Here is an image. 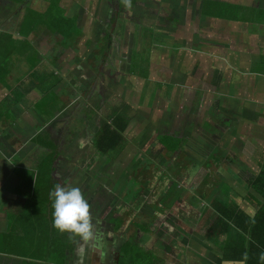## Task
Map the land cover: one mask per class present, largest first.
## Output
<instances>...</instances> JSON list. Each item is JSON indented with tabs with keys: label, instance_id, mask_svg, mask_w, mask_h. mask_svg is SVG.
<instances>
[{
	"label": "crops",
	"instance_id": "1",
	"mask_svg": "<svg viewBox=\"0 0 264 264\" xmlns=\"http://www.w3.org/2000/svg\"><path fill=\"white\" fill-rule=\"evenodd\" d=\"M56 1H59L58 5L53 6V0H27L25 4L0 0V36H11L14 42L10 52L7 50L4 54V49H0V264H51L47 259L53 253H58L63 258L62 260L55 256V259L60 260L55 264H122V251L125 258L131 256L132 251L128 245L132 238L142 246L141 238L145 241L149 236L153 237V232L148 230L151 227L146 225L149 221L142 216L143 210H149V207L159 212L157 220L164 222L165 225L168 222V215H171L178 224L175 223L168 230L185 227L186 231L183 232L191 236L193 242L195 237L201 234L198 231H203L201 234L203 256L192 250L190 254L189 247L182 245V248L189 250L175 254L168 252L156 254V260L167 264L170 258L176 262L175 264H180L179 255H184L183 262L187 264L191 255H195L194 258L198 262L203 261V264H245L244 261L225 259L223 252L225 239L217 240L216 244L207 240L209 226L217 223L218 216L222 217L224 212L227 213L222 207H228L230 203L232 209L237 206L252 218L258 210L253 199L247 197L249 194L246 187L247 176H243L244 179L241 176L239 178L233 176L234 170L230 169V163L227 161L217 166L224 167L220 174L224 179L211 180L210 177L208 183H213L212 186L215 188L213 193L203 192L201 187L199 188L202 190L190 187L187 189L189 182L194 179L189 173L192 165L189 162L186 169L179 170L176 179L179 192H175L169 198V193H164L165 189L161 188L154 194L155 198L157 195L162 196L161 201L149 200L153 206H147L148 208H146L148 202L143 204L145 207L140 205L144 202L143 196L145 197L146 193L150 194L154 189H149L151 185L147 187L148 182L155 181V177L149 180V176L144 174L148 168L131 175L139 184L141 183L140 190L124 191L121 190L123 185L118 183L119 181L124 183L122 177L130 175L129 169L137 162L138 157L135 154L137 146L132 142H127L121 153L129 154L130 149L134 147L131 149V162H124L125 172L120 177L111 174L106 180L103 179L105 178L103 176H107V165L114 162L111 157L115 153L106 155L97 149L99 126L107 118H110L107 120L110 124L116 118V110L119 113L122 111L121 114L124 115L125 112L124 105H114L113 92L110 87L106 88L105 84L100 89L102 95L94 92L97 93L94 97L92 93L94 88L91 82L97 71L96 64L105 61L104 56L100 58V47L95 35L98 39L100 35H106V32L101 28L95 30L94 26L98 24L95 22L100 21L99 17L89 15L91 7L99 11V0ZM167 1L163 0L161 6L166 5ZM170 1L169 9L175 16L167 20L180 32L185 27L186 32L191 30L188 38L190 43L184 47L180 43L171 45L175 48L168 47L170 49L168 51L163 50L162 46L155 47L150 53H154L153 57L156 56L157 60L161 54L160 62L163 60L165 63L170 62V54L181 58L183 56L177 54L182 52L185 58L181 66L188 69L189 78L192 79V82H189L192 88L184 90L187 91L186 98L190 99L191 94L192 99H196L197 96L200 99L203 97V88L199 87L203 86V77L197 75L196 70L203 69V57L206 56L207 59L218 62V66L224 65L225 71L228 70L229 76L235 79L234 83L238 81L237 84L245 79L235 75L236 64H240L241 68H247L248 71L242 75L247 77L248 93L250 89L252 90L247 100L254 106L259 104L260 100L255 98L254 93L264 94V0ZM140 2L141 0H138L136 4ZM206 4L207 13L217 11L219 15L203 16ZM109 5L107 10L104 8L99 14L109 16L110 13L112 16V8ZM226 5H239L242 10L229 12L224 7ZM125 6V16L128 19L127 11L131 10V6ZM229 13L233 19L222 16ZM111 16L107 17L109 21L106 29L109 28L110 33H114L118 20L112 27ZM204 29L207 31L205 35ZM180 34H185V30ZM106 54L105 58L110 60L112 68H115L114 56H111L109 51ZM187 59L191 61L190 65H185ZM118 61L123 62L121 56ZM147 64V67H157V62L151 60L150 56H147ZM169 66L165 68H173ZM107 75L110 80L114 79L111 72ZM221 81L219 87H222L226 80L223 78ZM158 84V87L170 88L165 81H159ZM165 100L170 99L165 97ZM118 102L122 103L121 100ZM127 132L128 129L125 137ZM201 133L203 134V131ZM199 142L203 141L196 143ZM183 144L182 147L185 146ZM154 148L159 149L162 156L169 155L167 149L160 144ZM181 150L182 148L178 149L174 154H182ZM67 152L70 157L66 156ZM187 158L192 157L187 154L182 161L175 163H182ZM99 159L104 161V166L101 165L98 173L94 175ZM149 159L153 160L151 157ZM192 159L203 162V155H194ZM153 162L154 168L150 176H158V173L154 172L157 161ZM105 166L107 168H104ZM203 169L206 168L198 170ZM208 169L210 170V167ZM210 173L211 171L207 172ZM207 174L203 182L207 179ZM48 176L52 178L50 183L52 187L57 184L79 187L91 206L96 239L84 244L83 251L79 237L72 240L68 238L67 241L66 234L53 227V209L51 205L47 206V186L50 181L47 180ZM109 177L117 179L110 181ZM224 181L230 185L226 194L220 190ZM165 198L167 199L164 200ZM213 199L219 200L223 206H216L213 209L210 206V200ZM183 201L188 202L191 208L188 211L195 214L190 215L192 221L191 219L187 221L186 218H191L189 215L183 214L182 219L188 223L194 222L192 225L181 223V217L177 215L179 211L176 209L180 208L178 205ZM243 203H246V206H243ZM261 243L263 241H260ZM20 245L22 252L19 251ZM143 246L151 251L156 250ZM239 249L233 256H236V252H241Z\"/></svg>",
	"mask_w": 264,
	"mask_h": 264
},
{
	"label": "rangeland",
	"instance_id": "2",
	"mask_svg": "<svg viewBox=\"0 0 264 264\" xmlns=\"http://www.w3.org/2000/svg\"><path fill=\"white\" fill-rule=\"evenodd\" d=\"M129 1L130 0H123L125 5L127 6L128 4H130ZM110 3H112V0H99V11H102L104 8L107 10L108 4ZM162 4L163 0H141L140 4H135L133 6L130 5L131 10L127 11L128 19L126 17H123V15L120 16V19L118 20L117 26L115 28L116 30L114 33L112 32L113 38L111 39V43L109 42L110 35H108V33L111 32V29H106L109 21L107 17L111 16L110 13L108 14L109 16H104L102 13L99 14V11L94 7H91L89 10L90 16L99 17L100 20L95 22L96 24L98 23L96 26H94L95 30H100L101 28L106 32V35H100L98 39L95 35L97 44L99 43L98 45L100 47V58L104 56L105 61H101V64H96L97 71L95 73V77L91 82L92 87L94 88V90H92V93L93 95H95L94 97H96L97 93L101 94L100 89L101 87H104L103 84H105V87H110L111 91L113 92L114 105H124L123 111L126 112V116L128 115L127 119L131 121L128 127V132L126 134V139L129 142H132L134 146H137L135 154L137 155L138 159L136 160L137 162L133 164V166L131 165L132 167L131 169H129L130 175L128 174V176L122 177L125 180L124 183L120 181L118 183L119 185H123L121 190L124 189V191H128L131 189L140 190L141 183L139 184V181L131 175L134 173H139V170L145 171L148 168L147 172H144V174L149 176V180L154 179L155 177V181L148 182L149 184H147V187L151 185L149 189H154L150 194L146 193V196H143L144 202L140 204L142 207H145L143 204H145V202H148L149 205H146V208H148L147 206H153L150 204H152V202H155L156 200L157 202L161 201L162 196L157 194L156 198L154 196V194L160 191L161 188L165 189L163 191L164 193H169V198L175 192H179L176 179L178 177L177 175L179 174V170L182 164H178L175 162L182 161V159L187 154L192 158L194 155H203V149L207 146L204 142L196 143L197 141H200L199 139H197V137L200 136L199 133L202 131L204 133V136L211 140V142L215 143L217 147L222 148L225 154L233 155L236 152L237 156H239V159H237L238 164L240 165H250L251 159H253V157L256 156V154H258L259 152V154L262 153V156L260 157L264 158V94L253 92L255 94V98H258V100H260L259 104L255 105L254 107L248 101L245 105L246 108L258 111L262 116L257 121V125L259 126L257 129V134L254 137L245 133L247 132V129L242 120L241 122H239V124L234 123V125L232 124V126L227 123L228 119H225L223 122L221 119H219V115L227 114L226 111L230 110L227 109L229 108V103L228 107L225 106L223 108H219L220 101H223V97H229V102H231L233 105H236L233 101V98L237 100H239L238 98H244V100L247 101V97L251 94L252 90L250 88V92L248 93L247 77L242 76L248 71L247 68H241L239 67L240 64H236L237 69L236 71H234L235 75L239 78L243 77L245 79L243 82L237 84L238 81L234 83L235 79L233 78V76H229L228 70L225 71L224 65L218 66V62L209 60L206 56H204L203 69L196 70L197 75L203 77V86L199 85L200 88H203V97L201 96L200 99V97L197 96L195 101H199V104L195 109V105H193V107L191 105L192 94L190 99H187V91H184L192 88V85L189 84V82H192V79L189 78L188 69L181 66V63L185 58V56L182 55V52L181 54H177L183 56L181 58L175 57V55L170 54L169 56L171 58V63L169 61H166L164 63L163 60H161L160 62L161 54H159V59L157 60L156 56L153 57V55L155 54L150 53V50L152 48L154 50L155 47L162 46L163 50L168 51L175 48L171 45L180 43L184 47V45H188V43H190L188 38L190 37L191 30L186 32L187 27H185V34H180L184 32V30H181L180 32L177 28H174V24L171 21L167 20V18L175 16L172 14V12H170L169 9L171 1L168 0L166 2V5H164L163 7L161 6ZM206 32L207 31L204 29L203 35H205ZM149 45H151V47ZM168 47H170V49H168ZM107 51H109L111 56H114V60L116 62L115 68H112V62L105 58V56L107 55ZM204 52L206 53V51ZM138 53L140 55H138ZM120 56L122 57L123 62L118 61ZM147 56H150L151 60L153 59L157 62V67H147L148 64L150 65V63L147 64ZM103 64L106 67V70H104ZM190 64L191 61H188L187 59L185 65ZM169 65H171L173 68H165ZM109 72L112 73V77L115 79V81L112 77L111 79L113 80L109 79L107 75V73ZM216 72L221 73V80L223 78L224 80H226L223 82L222 87L216 88L214 86L218 93L210 90V88L212 87V84L210 83L211 78L213 79ZM159 81H165L169 84L170 88L167 86L158 87ZM173 87L177 88L175 89ZM159 88L161 90H159ZM94 92L97 93L94 94ZM109 94L111 97L110 91ZM165 97L170 100H165ZM118 100H121L122 103H119ZM212 114L215 117H212ZM79 119L81 120L82 117H79ZM202 119L203 125L210 123L214 129L212 128V130L205 131L204 126L202 128L201 122H199ZM194 125L196 126V132H193ZM230 126L231 129H233L232 133L230 131H226L224 133V129L229 128ZM233 132H235L234 135ZM164 133L186 138L187 142L185 146H180L179 148H182V154L176 153L173 154V156L168 155L165 157L161 155L159 149L154 148L156 145H162V142L159 139L161 137V134ZM193 133H195L194 137ZM238 137L243 138L244 141L239 145ZM169 140L171 141V139ZM124 145L127 146L126 143ZM260 146H262L263 149H261ZM131 149H134V147H132ZM131 149L129 154L127 153L126 155L120 156L117 154V156L114 155L111 157V160H114V162H110L107 165V176H103L105 178L102 177L104 180H106L108 176H111V174L120 177L125 172L124 162H131ZM193 152L195 153L193 154ZM66 154L67 157H70V154L68 152ZM148 155L154 161H157V166L154 172H157L158 176H150V172H152L154 168V162L153 160L149 159ZM150 163H153L152 166L149 165ZM103 164L104 161L102 159H99L97 161L96 165H98V167L97 170L93 173L94 175L98 173L99 167ZM225 165L226 163H224V166ZM107 167L105 166L104 168ZM229 167L231 166L229 165ZM190 168L191 169L189 170V173L191 174V176H193L194 179L192 182H189L190 184L187 186V189L190 187L194 188L195 190L203 189V192L210 191L211 193H213L215 191V188H213L214 186H212L213 183L205 184V181L203 182L204 177L206 176L208 171H211V173L214 174V176H211V180H213V178L224 179V177L220 175L224 167L220 168L216 166L214 168L213 165H211L210 170L203 169L195 171L193 167ZM231 168L234 170V173L236 175L240 174L239 170H237L236 167L232 166ZM89 170L91 171V168H89ZM240 175L244 179L245 176L243 177L242 174ZM117 177H109V180L114 181L117 179ZM229 178L231 179V177ZM156 184L165 185L155 186ZM229 186L230 185L226 181H224L222 183V188L220 189L221 193H228ZM199 187H201L202 189ZM166 199L167 198H165L164 200ZM149 200H151L152 202H149ZM243 204V206H246V203ZM191 205L195 207V205ZM178 206H180V208H177L176 211H179L177 215L179 214V216L181 217V223L183 222L186 225L194 224V222L188 223L182 219L184 215L190 216L192 214H195L192 211H188L191 210L188 202H180ZM161 209H164V207H161ZM135 210L137 209L135 208ZM143 213L144 215L142 216H145L149 221L148 224H144L151 227L150 231L153 232V237L149 236L145 241H143V239L141 238L142 246L132 238L128 245L130 247L128 248H130L134 253V257L130 256V258H125L124 256H122V264L130 262L132 259L133 260L129 264H140L141 256L144 258L146 257V255V264H163L162 262H160V260L155 259L157 257L156 254L161 255V253L163 254L166 252L175 254V252H187L189 249L190 254L192 250L196 253H200L203 256V238L201 235L203 231H198V233L201 234L197 235V237H195V242H193V238L183 232L184 230L186 231L185 227H180L181 229L176 227V229L174 230H168L177 222L176 219H172L171 215H168V222H166L167 225H165L164 222H159V220H157V215H159V212H157L155 208L149 207V210H143ZM190 217L191 218L189 219L186 218L187 221H189L190 219L192 221V216ZM108 219H110V217H108ZM143 219L146 220L145 218ZM143 245H146L149 248H156L157 251L149 250L145 252V248ZM182 245H186V247H189V249L182 248ZM198 247H200L201 249L197 250ZM19 251H23L22 245H20ZM52 256L62 258V256L58 253H53ZM179 256V263L185 264L183 262V258H185V256ZM194 256L195 255H191L189 263L187 264H203V261L198 262V260H196ZM173 263L175 264L176 262L169 258L167 264Z\"/></svg>",
	"mask_w": 264,
	"mask_h": 264
},
{
	"label": "trees",
	"instance_id": "3",
	"mask_svg": "<svg viewBox=\"0 0 264 264\" xmlns=\"http://www.w3.org/2000/svg\"><path fill=\"white\" fill-rule=\"evenodd\" d=\"M13 3H20L25 4L27 0H10ZM59 1L53 0V6L58 5ZM130 4L128 5H135L138 3V0H130ZM112 5H115L117 9H119L122 12L125 11L126 6L123 0H112ZM226 10L229 12H236L238 9H241L239 5H226L224 6ZM207 4L204 6V12L203 16H212L216 17L217 11L212 13H207ZM224 17H229L233 19V16L229 14L222 15ZM110 35L109 42L111 43L112 39V33H108ZM13 38L11 36H0V49H4V54L8 50L12 49L14 42L12 41ZM151 47V45H149ZM6 56V55H5ZM1 63V62H0ZM148 63H150V60L148 58ZM237 69V68H236ZM236 69L234 71H236ZM221 73L216 72L215 76L213 77L214 83L212 84V89H215L219 87V84L221 82ZM211 78V81H213ZM215 92H218L217 90H214ZM223 101H220L219 108H223L225 106L228 107L229 103V111H226L227 114L219 115V119L222 120V122L225 119H228L229 125H234V123L239 124L241 120L243 121V124L246 126L247 132H245L247 135H250L254 137L257 134V121L262 116L259 114L258 111L252 110L250 108H246L245 105L248 102L244 100V98L239 100L233 98V101L236 105H233L231 102H229V97H223ZM226 99V100H225ZM193 103V104H192ZM192 107L195 105V109L197 108L199 101H195V99H192ZM254 106V105H253ZM213 107V106H212ZM255 107V106H254ZM234 109V111H233ZM122 112V111H121ZM119 113L117 110L116 118L109 124L107 120L109 121L110 118H107L104 122L101 123L99 126V133L97 136V149L101 151L103 154H112L117 156V154L120 156L121 152H123V148L125 147V143L127 145V142H129L125 137V132L127 131L131 121L127 119V116L124 114ZM126 113V112H125ZM212 117H215L212 114ZM223 117V118H222ZM201 127L205 128V131L212 130V125L210 123L203 125V119L200 120ZM232 125V126H233ZM215 127V126H214ZM214 129V128H213ZM222 129V127H221ZM220 129V130H221ZM231 126L229 128L224 129V133L226 131H230L232 133ZM196 126L194 125L193 132H195ZM264 130V129H263ZM200 134V133H199ZM235 132H233V135ZM167 133L161 134L160 141L162 142L163 148L167 149V152L169 155L174 154L181 146V144L185 145L187 140L185 137H179L170 135ZM195 133H193V136ZM171 139V141L169 140ZM200 141H203L207 147L203 149V162L199 159H192L187 158L182 163L180 171L182 168H185L188 166V163L190 162L191 166L195 170H198L200 168H206L208 169L211 167V165L219 166L223 161H227L230 163V166H234L239 170L240 174L242 176H247L246 181L247 185L246 187L249 189L247 190L249 194H247V197L249 196L250 199H253V201L257 204L258 210L255 214V216L252 218L248 216L244 211L239 209L237 206L232 209V205L229 203L228 207H222L226 212H224L221 216H218V221L215 225L209 226V236L207 237L208 241L216 244L217 240L225 239L224 246H223V252L225 255V259H228L227 261H244L245 264H264V261L260 260V254L264 253V158L260 157L261 154H256V156L253 157L250 161V165L245 164H238L237 153L235 152L233 155L225 154L222 150V148H219L215 145V143L211 142L207 137L204 136V133L200 134V136L197 137ZM241 139V140H240ZM245 140V139H244ZM243 138L238 137V145L240 143H243ZM261 149H263L262 146H260ZM122 150V151H121ZM259 150V149H258ZM264 151V150H263ZM234 152V151H233ZM262 152V151H261ZM264 153V152H263ZM212 161V163H211ZM230 169L232 170V168ZM236 175L235 173L232 174L233 176H236L239 178L241 175ZM212 173L207 174V179L205 180V184L210 182V177ZM179 176V174L177 175ZM51 177V176H50ZM48 176V179H50ZM49 185L47 186V206L51 205V200L49 199L48 193L53 189L52 186H50V183H52V178L48 182ZM217 185H219V181L216 182ZM246 183V182H245ZM253 190L254 192H252ZM204 198L207 200L206 196ZM210 206L213 207V209L216 206H223L222 203L217 200L213 199L210 200ZM207 213V212H205ZM48 216V214H47ZM150 231V228L148 229ZM65 240H67L68 234L65 233ZM259 240V241H258ZM68 241V240H67ZM260 241H263V243L260 244ZM257 244V245H256ZM240 248V249H239ZM241 250V252H236V256H233V253L237 250ZM125 251V250H124ZM149 251V249L145 248V252ZM133 254V255H132ZM142 255V254H141ZM124 256V253L122 251L121 257ZM130 256V255H129ZM131 256L134 257V253L131 252ZM236 259V260H233ZM133 260V259H132ZM131 260V261H132ZM56 261H60L59 259H55V257L50 254L49 259H47L48 263L55 264ZM147 262V255L146 257L141 256L140 264H146ZM161 262V261H160ZM134 264V263H133Z\"/></svg>",
	"mask_w": 264,
	"mask_h": 264
},
{
	"label": "clouds",
	"instance_id": "4",
	"mask_svg": "<svg viewBox=\"0 0 264 264\" xmlns=\"http://www.w3.org/2000/svg\"><path fill=\"white\" fill-rule=\"evenodd\" d=\"M48 196L52 202L53 227L60 233L69 234L70 240L79 237L83 251L84 244L96 239L94 218L85 195L77 186L57 184ZM259 259L264 261V253L260 254Z\"/></svg>",
	"mask_w": 264,
	"mask_h": 264
},
{
	"label": "flooded vegetation",
	"instance_id": "5",
	"mask_svg": "<svg viewBox=\"0 0 264 264\" xmlns=\"http://www.w3.org/2000/svg\"><path fill=\"white\" fill-rule=\"evenodd\" d=\"M109 6L112 8V16H111L112 17V22H111V26L113 27V25L115 24V21L117 22V20L120 19L121 15H123V17H126L125 16L126 15V11L121 13V11L119 9H117L115 7V5L110 4ZM99 70H100V68H99Z\"/></svg>",
	"mask_w": 264,
	"mask_h": 264
}]
</instances>
